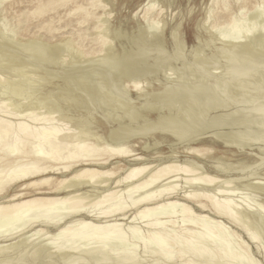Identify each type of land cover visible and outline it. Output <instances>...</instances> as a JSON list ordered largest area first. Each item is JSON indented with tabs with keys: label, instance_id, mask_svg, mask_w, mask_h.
Listing matches in <instances>:
<instances>
[{
	"label": "bare ground",
	"instance_id": "1",
	"mask_svg": "<svg viewBox=\"0 0 264 264\" xmlns=\"http://www.w3.org/2000/svg\"><path fill=\"white\" fill-rule=\"evenodd\" d=\"M131 1L0 0V264H259L264 0Z\"/></svg>",
	"mask_w": 264,
	"mask_h": 264
},
{
	"label": "rangeland",
	"instance_id": "2",
	"mask_svg": "<svg viewBox=\"0 0 264 264\" xmlns=\"http://www.w3.org/2000/svg\"><path fill=\"white\" fill-rule=\"evenodd\" d=\"M202 3V0H194V3L192 2V4L194 5H192L193 7H195L194 8V11L192 12V14L190 13V14H185V10H186V6L189 4L188 3V1L187 0H178V3L180 4V8L179 7H176L175 8V10H173L172 11V14L174 13V12H177L178 10H181V12H183V14H185V16H184V18H183V21H182V27H183V30H184V32L186 33V36H187V38H188V40L190 41V40H193L194 39V31H195V19L197 18V14H198V9L199 8H201V3ZM251 1H253V0H251ZM136 2V0H133V1H131V2H129V4H128V7H131L134 3ZM263 6H264V4H263ZM29 8V7H31V3H29V2H27V0H23V3H21V4H19L18 5V8ZM128 7H126V8H123L122 10H121V14H126V13H128L127 11H128ZM165 11H166V9H165ZM168 14L169 13V9H168V11H166L165 12V14ZM8 14H10V16H8L9 18H12V16H14L15 14L14 13H12V11L11 12H9ZM188 15V16H187ZM37 21V20H36ZM36 21H33L32 23H36ZM242 24L244 25V22H242ZM241 24V25H242ZM240 25V26H241ZM242 25V26H243ZM239 26V27H240ZM242 26L240 27V29L242 28ZM238 27V28H239ZM88 43V42H87ZM243 193H245L244 194V196L243 195H241V194H243ZM181 194V193H180ZM237 196V198L239 197L241 200V202H244V201H247L248 202V200H250V202H253V198L254 197H252V194H250V193H246V192H242V193H239V196L237 195V193H234L232 196H230V199H232L234 202H235V199H237L236 198V196ZM250 196H251V198H250ZM178 197H180L179 195H177L175 198H178ZM245 198V199H243V198ZM239 198L236 200V201H239ZM243 200V201H242ZM250 202H248V203H250ZM179 218H180V216H179ZM225 222L226 223H228L226 220H225ZM228 225H230V227L231 228H233V229H235L236 231H237V233H238V235H237V237L236 238H234L233 240H232V242H231V240H230V243H232V244H230V246L232 245L233 246V244H234V246L235 245H237L239 242H242V243H245L247 246H248V248H249V252H251L250 254H251V256H252V259L253 260H255L256 262L258 261V263L259 264H264V249H263V247H262V245H263V241H261V238H260V241L257 243H251L250 242V240H249V238H248V235H247V232H246V229L247 228H244L245 230H242V229H239V228H236L234 225H232V224H228ZM144 229V230H143ZM140 230H142V235H143V233L145 234V230H146V228H140ZM124 231H126L125 233H127V229L126 228H124ZM239 231V232H238ZM179 232V231H178ZM240 233V234H239ZM244 233V234H243ZM234 241H236V242H234ZM234 242V243H233ZM237 243V244H236ZM261 243V244H260ZM255 244H258L259 246H261L262 248V253L261 252H259L258 253V251H257V249H256V245ZM255 245V246H254ZM93 246V245H92ZM108 247V246H107ZM109 248H110V245H109ZM108 248V249H109ZM139 248V249H138ZM138 248L137 247H135V250H134V260L133 261H135V260H137V261H135V263L133 262L132 264H183V261H182V259H180V261H179V258H173V259H171L170 261H168V262H165V263H162L161 261H155L154 259L155 258H153L152 256H151V254H149V253H141L142 251H141V248L139 247V244H138ZM232 248H234V247H232ZM251 248V249H250ZM107 248H106V250L108 251V252H104V253H109L110 252V249L108 250ZM88 251V250H87ZM137 251V252H136ZM141 251V252H140ZM89 252V251H88ZM85 254H87V256H86V259H89L90 258V256H92V255H89L88 256V253L87 252H84ZM89 253H91V251L89 252ZM137 253V254H136ZM143 254V255H141L140 256V254ZM93 254V253H92ZM138 256H136V255ZM147 254H149V255H147ZM144 255H146V256H144ZM136 257H137V259H136ZM145 257V258H144ZM152 257V258H151ZM263 257V258H262ZM139 258V259H138ZM141 258V259H140ZM142 258H144V259H142ZM147 258V259H146ZM151 258V259H150ZM150 259V260H149ZM257 259V260H256ZM143 261V263L142 262H140V261ZM144 260H146L145 262L146 263H144ZM149 260V261H148ZM154 260V261H153ZM89 261V260H88ZM88 261L86 262V264L88 263ZM150 261H153L152 263L150 262ZM175 262V263H174ZM95 263V262H94ZM85 264V263H84ZM89 264H91V262L89 261ZM99 264V263H98ZM101 264H103V262L101 263Z\"/></svg>",
	"mask_w": 264,
	"mask_h": 264
}]
</instances>
